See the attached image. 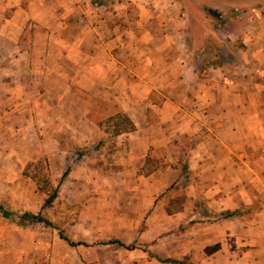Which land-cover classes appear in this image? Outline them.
<instances>
[{"label": "crops", "instance_id": "0c3cea01", "mask_svg": "<svg viewBox=\"0 0 264 264\" xmlns=\"http://www.w3.org/2000/svg\"><path fill=\"white\" fill-rule=\"evenodd\" d=\"M92 1L0 0L4 113L19 118L30 103L41 114L50 74L48 99L61 106L66 100L60 91L70 92L84 104L79 120L121 114L130 121L128 135L147 144L133 150L122 166L129 170L142 167L153 145L152 133L141 130L152 108L151 122L171 121L175 136L197 138L178 178L189 180L184 200L201 209L184 210L200 218L182 225L188 264H264V0H183L194 11L192 28L188 16L180 18L178 50L166 35L164 48L154 45L151 19L141 16L148 3L112 4L137 9L134 30L115 16L108 22L105 5ZM68 11L81 27L70 45L60 41ZM126 40L150 44L131 55L121 49Z\"/></svg>", "mask_w": 264, "mask_h": 264}, {"label": "rangeland", "instance_id": "374dc122", "mask_svg": "<svg viewBox=\"0 0 264 264\" xmlns=\"http://www.w3.org/2000/svg\"><path fill=\"white\" fill-rule=\"evenodd\" d=\"M97 1L105 5L108 22L116 17L119 25L134 30L137 9L131 5L112 9V4L148 3L141 16L151 19L158 49L165 47V35L172 50L180 49L183 13L192 28L194 9L183 0L92 2ZM76 17L74 11L65 14L60 28L62 44L70 45L81 32ZM28 31L31 33L30 28ZM121 43V49L131 55L150 44ZM49 77L47 99L39 106L41 114L31 111L36 105L25 103L15 118L7 116L6 106L0 105V264H188L190 246L187 234L182 235V225H193L200 218L184 211L193 202L184 200L189 180L178 178L185 171L187 150L197 138L175 136L171 121L166 125L151 122L156 113L148 108L152 118L141 130L147 136L152 133L153 145L146 149L142 167L122 169L135 154L133 150L147 144L128 135L132 134L130 121L121 114L99 121L79 120L84 104L75 103L70 92L60 91L66 100L61 106L48 99L53 92ZM54 190V197L45 202ZM192 209L201 211L197 204ZM2 210L9 215L3 216ZM23 212L39 214L49 223L24 221ZM191 249L196 251L195 246ZM157 257L172 261L161 262Z\"/></svg>", "mask_w": 264, "mask_h": 264}, {"label": "trees", "instance_id": "16d2710c", "mask_svg": "<svg viewBox=\"0 0 264 264\" xmlns=\"http://www.w3.org/2000/svg\"><path fill=\"white\" fill-rule=\"evenodd\" d=\"M203 11L206 13V14H209L211 16H214L216 17L217 14L215 13V11L211 8H203ZM130 123V122H129ZM132 128V125L130 124V129ZM65 175V171L63 172L62 176ZM55 190L52 192V194L49 196V198H47L45 200V202H49L51 200V198L54 197L55 195ZM1 214L3 216H8L9 215V212L7 211H4L2 210L1 211ZM20 217L24 220V221H39V222H43L45 224H48L49 222L47 220H45L44 218H42L39 214H32V213H29V212H23L22 214H20ZM69 244H72V242H70L69 240H67L66 238H64ZM111 242H114V243H117L118 245H123L120 241L118 240H111ZM127 248H131V246H126ZM157 259L161 262H170L172 260H170L169 258H158Z\"/></svg>", "mask_w": 264, "mask_h": 264}]
</instances>
